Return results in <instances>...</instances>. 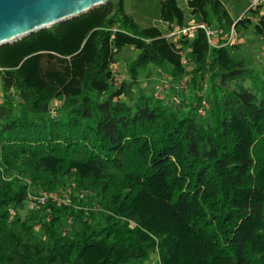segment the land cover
I'll return each instance as SVG.
<instances>
[{
	"label": "trees",
	"instance_id": "16d2710c",
	"mask_svg": "<svg viewBox=\"0 0 264 264\" xmlns=\"http://www.w3.org/2000/svg\"><path fill=\"white\" fill-rule=\"evenodd\" d=\"M127 1L0 47V264H264V83L224 42L254 19L263 36L264 16L252 0H130L143 26ZM191 21L215 47L167 37ZM124 47L137 56L115 83ZM150 66L196 103L147 95ZM40 192L68 202L30 211Z\"/></svg>",
	"mask_w": 264,
	"mask_h": 264
},
{
	"label": "rangeland",
	"instance_id": "374dc122",
	"mask_svg": "<svg viewBox=\"0 0 264 264\" xmlns=\"http://www.w3.org/2000/svg\"><path fill=\"white\" fill-rule=\"evenodd\" d=\"M181 7H184L183 2L181 4ZM227 8L229 9L230 14L233 15L230 8ZM126 11L143 26H146L148 24H155V21H153V19H149L147 15H143L139 13L135 8H133L130 0L127 1ZM259 12H264V7H261ZM253 21L254 22L251 23H245L238 28L237 37L233 46H237L240 54L246 60L252 62V67L258 75V81L264 83V41H259L258 36L255 35L253 24H255L256 20L254 19ZM190 23H193V21H191ZM136 56L137 52L134 48L124 47L122 51L115 57L116 63L112 65V72L115 77V83H119L122 80L128 79L127 65L131 61H133ZM183 60L186 67L188 69H191L192 63L188 59V54L186 52L183 53ZM161 83L164 87V90L162 91V94L159 98L162 99V97H165L164 99L166 103L174 106L169 102V99L170 95L177 94L182 100L181 105L175 106V108L179 110V112L184 111L185 109L196 103L198 95L186 82L175 84L171 81V78L168 74L158 72L151 66L139 77V87L143 89L149 96L154 95V87ZM229 87L233 88L234 85H230ZM245 87L253 91H258L259 89L258 87H253V85L249 82L245 83ZM170 91H173V93H171ZM59 106L60 102L58 100H54L51 103V107L53 109L58 108ZM154 261H156V256L153 255L150 258L149 264H153Z\"/></svg>",
	"mask_w": 264,
	"mask_h": 264
},
{
	"label": "water",
	"instance_id": "95a60500",
	"mask_svg": "<svg viewBox=\"0 0 264 264\" xmlns=\"http://www.w3.org/2000/svg\"><path fill=\"white\" fill-rule=\"evenodd\" d=\"M108 0H0V47L101 7Z\"/></svg>",
	"mask_w": 264,
	"mask_h": 264
},
{
	"label": "built area",
	"instance_id": "2783aa9c",
	"mask_svg": "<svg viewBox=\"0 0 264 264\" xmlns=\"http://www.w3.org/2000/svg\"><path fill=\"white\" fill-rule=\"evenodd\" d=\"M261 7H264V0H252L249 5V9H252L254 11L260 10ZM264 16V12L260 13ZM197 30H201L206 37L207 43L210 47L216 46V38L217 33L216 31L207 25L206 23L200 22V23H191L189 26L185 27H179V26H173L171 27V30L169 34L167 35L168 38H171L173 41H178L181 38H187L190 39L194 36ZM237 37V32L232 26L230 28L229 33L224 37V42L226 45H233L235 43V39ZM259 41H264V36L258 37ZM264 52V48H263ZM155 93L154 97L159 98L162 94V91L164 90V87L161 84H158L154 87ZM200 103L198 107V114L203 115L205 112V108L207 107V101H206V94L205 91H203L200 95ZM181 98L178 95H171L169 102L173 104L174 106L181 105ZM26 204L30 211L34 209H39L43 206H45L48 202L56 203V204H67V196L65 193H45L40 192L38 194L34 193H28L26 198Z\"/></svg>",
	"mask_w": 264,
	"mask_h": 264
}]
</instances>
